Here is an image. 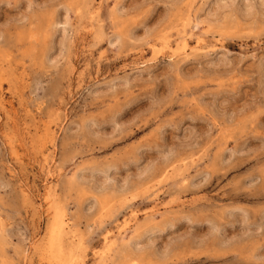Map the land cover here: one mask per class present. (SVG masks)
Returning a JSON list of instances; mask_svg holds the SVG:
<instances>
[{"label":"rangeland","instance_id":"1","mask_svg":"<svg viewBox=\"0 0 264 264\" xmlns=\"http://www.w3.org/2000/svg\"><path fill=\"white\" fill-rule=\"evenodd\" d=\"M56 263L264 264V0H0V264Z\"/></svg>","mask_w":264,"mask_h":264},{"label":"bare ground","instance_id":"2","mask_svg":"<svg viewBox=\"0 0 264 264\" xmlns=\"http://www.w3.org/2000/svg\"><path fill=\"white\" fill-rule=\"evenodd\" d=\"M16 142H17V141H16ZM20 145H21V144H20ZM18 147H19V146H18ZM15 151H16V150H15ZM17 153H18V152H17ZM13 155H14V154H13ZM54 220H55V219H54ZM57 220H58V219H57ZM62 220H63V219H62ZM53 223H54V222H53ZM61 223H63V222L61 221ZM57 224H58V223H57ZM59 224H60V219H59ZM55 225H56V224H55ZM60 225H61V224H60ZM58 227H59V225H58ZM52 229H53V226H52ZM53 232H54V231H53ZM53 232H52V230H51V233H53ZM58 232H59V231H58ZM58 232H57V233H58ZM51 235H52V234H51ZM56 236H57V235H56ZM56 236H55V238H56ZM50 239H51V236H50ZM53 241H54V240H53ZM56 242H57V241H56ZM53 243H54V242H53ZM57 244H58V243H57ZM57 244H55V245H57ZM52 246H53V244H52ZM60 247H61V246H60ZM51 253H52V252H51ZM60 255H62V254H60ZM57 260H58V259H57ZM57 260H56V261H57ZM50 263H51V261H50ZM56 264H57V263H56Z\"/></svg>","mask_w":264,"mask_h":264}]
</instances>
